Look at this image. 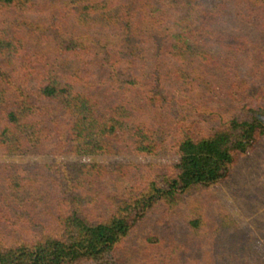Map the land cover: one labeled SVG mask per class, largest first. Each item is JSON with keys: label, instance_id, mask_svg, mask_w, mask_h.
<instances>
[{"label": "trees", "instance_id": "obj_1", "mask_svg": "<svg viewBox=\"0 0 264 264\" xmlns=\"http://www.w3.org/2000/svg\"><path fill=\"white\" fill-rule=\"evenodd\" d=\"M252 1L264 6V0ZM41 15H49L51 22L35 23L34 17ZM71 17L81 23L100 18L116 32L121 27L118 20L126 17H134L135 26L147 22L166 32L182 20L161 0H0V153L156 156L168 144L177 159L145 168L134 162L111 167L98 161H85L75 169L62 161L4 166L0 226L19 233L0 234V264H125L130 239L148 217L162 209L166 215L176 214L190 194L226 180L264 137V103L258 95L231 118L211 112L216 124L210 130L186 117L177 120V130L170 135L171 128L159 129L152 110L170 126L187 102L168 93L160 68L151 79L140 74L137 52L115 51L102 38L67 31L63 24ZM35 31L52 38L53 52L68 62L66 69H59L47 51L31 45ZM193 37V30H180L166 39V51L177 62L193 53L208 56L195 52ZM174 71L179 73L178 68ZM166 107L173 116L165 120ZM112 179L129 183L121 193L106 194L107 214L89 213L83 205L88 189H102ZM37 188L53 194L54 208L45 218L10 199ZM182 224L189 234L200 233L207 218L191 214ZM150 238L160 247L166 243L156 233ZM231 249L226 253L219 247L220 259L241 262L239 245L233 243Z\"/></svg>", "mask_w": 264, "mask_h": 264}, {"label": "rangeland", "instance_id": "obj_2", "mask_svg": "<svg viewBox=\"0 0 264 264\" xmlns=\"http://www.w3.org/2000/svg\"><path fill=\"white\" fill-rule=\"evenodd\" d=\"M161 2L169 12L182 18L180 26H172L167 32L153 29L147 22L135 26L134 17L118 20L121 27L117 32L112 31V24L100 18L81 23L71 17L63 26L73 34L87 32L102 38L115 51L137 52L139 72H144L146 79L157 76L154 70L160 68L159 77L168 93L184 104L187 102L177 111L170 126L163 125L157 110L151 111L159 129L171 128L169 135L177 130L179 118L194 119L201 122V128L210 130L216 124L211 119V112L219 114L220 118H231L240 111L243 103L254 100L256 95L264 103V6L252 0ZM56 16L59 17L57 13ZM33 20L38 24H42L41 20L45 24L51 22L49 15L36 16ZM207 26L208 30L203 28ZM184 29L194 32L191 44L195 52L203 51L208 56L193 53L184 61L177 62L166 51L169 49L166 39L173 38ZM35 33L31 45L47 51L55 58L59 69H66L68 62L53 52L52 38L42 31ZM171 52L174 53V49ZM175 68L179 73L174 71ZM100 95L104 98L99 92ZM164 113L165 120L173 116L168 107ZM176 159L174 149L168 144H164L156 156L126 152L116 156L35 154L20 157L0 153V172L12 163L22 168L24 162L53 164L54 161H62L71 169L79 168L85 161L103 162L111 167L120 162H134L145 168L169 164ZM11 168L13 166L8 167ZM128 183L127 180L112 179L105 181L102 189L89 188V196L83 200L85 209L98 217L107 214L110 207L105 201L106 194L121 193ZM52 195L48 189L37 188L35 193L28 192L20 194L17 199H10L21 209L31 210L45 218L54 208ZM176 212L167 216L162 209L148 217L130 239L125 264H264V137L252 152L238 161L226 180L208 191L190 194ZM191 214L207 218V224L200 233L189 234L187 226L182 224V220ZM18 233V229L0 226V234L14 237ZM155 233L165 240L163 247L150 238ZM233 243L240 247L241 262H231L225 257L220 259L219 247L227 253L232 250Z\"/></svg>", "mask_w": 264, "mask_h": 264}]
</instances>
